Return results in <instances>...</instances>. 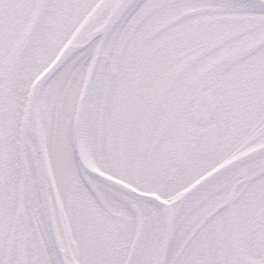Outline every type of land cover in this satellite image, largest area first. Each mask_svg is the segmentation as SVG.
Here are the masks:
<instances>
[{
	"label": "snow or ice",
	"instance_id": "snow-or-ice-1",
	"mask_svg": "<svg viewBox=\"0 0 264 264\" xmlns=\"http://www.w3.org/2000/svg\"><path fill=\"white\" fill-rule=\"evenodd\" d=\"M0 264H264V0H0Z\"/></svg>",
	"mask_w": 264,
	"mask_h": 264
}]
</instances>
